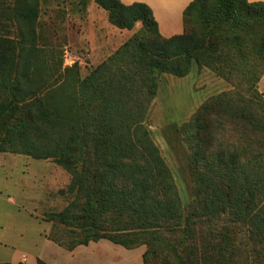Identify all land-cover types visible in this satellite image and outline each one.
<instances>
[{"label": "trees", "instance_id": "16d2710c", "mask_svg": "<svg viewBox=\"0 0 264 264\" xmlns=\"http://www.w3.org/2000/svg\"><path fill=\"white\" fill-rule=\"evenodd\" d=\"M94 2L115 28L131 31L140 23L143 34L82 78L76 66L55 70L54 63H39V0L15 1L25 52L14 68L7 59L13 41L0 36V153L52 158L71 175L60 194L72 201L56 220L79 232V245L109 240L128 249L146 246L144 264L161 256L164 264H264V150L250 144L241 152H210L228 125L242 123L244 135H252L259 121L230 106L226 94L199 108L183 127L192 150V195L184 204L134 114L142 107L135 87L144 75L155 96L156 74L183 78L195 66L216 68L227 42L221 31L264 21V2L193 0L183 12V34L171 38L160 34L144 3ZM238 40L235 35L237 49L244 42ZM8 68L16 70L14 81ZM261 110L264 121V104ZM52 229L48 238L55 244L69 252L78 246L55 240Z\"/></svg>", "mask_w": 264, "mask_h": 264}, {"label": "rangeland", "instance_id": "374dc122", "mask_svg": "<svg viewBox=\"0 0 264 264\" xmlns=\"http://www.w3.org/2000/svg\"><path fill=\"white\" fill-rule=\"evenodd\" d=\"M15 1L0 0V36L13 41L8 47L10 55L7 59L14 68L25 52V44L13 17ZM188 1L149 0L157 15L164 14L162 8L181 7ZM39 4V63L43 66L54 63L55 70H59L60 65L62 68L76 66L81 77L86 78L115 56L125 43L133 38L136 41L142 38L140 23L131 31L119 30L109 23L108 13L94 0H39ZM221 33L227 42L222 50V63L215 65L216 68L195 66L183 78L156 74L155 96L148 92L150 85L146 75L135 87L136 101L142 105L134 112L136 122L149 131L173 174L184 204L192 195L189 160L192 150L183 127L205 102L226 94L230 106L240 113L251 114L260 125L252 135H244L242 123L228 125L226 136L222 135L218 140L215 135L216 144L210 152L217 149L241 152L250 144L251 150L258 147L264 150V121L260 120L264 97L256 84L264 71V21H252L235 29L234 33L225 28ZM235 35L239 43L244 41L239 49L234 44ZM120 64L123 65L122 62ZM8 70L13 71L9 72V80L14 81L16 70ZM70 182L71 175L52 158L0 153V233L18 236L19 225L22 229L24 220L21 216L32 215L44 224H51V235L55 240L59 239L67 246L78 245L73 250L77 262L84 260L85 264H92L96 259L98 264H144L146 246L128 249L109 240L77 244L81 239L79 232L56 220V215L72 201L69 194H60ZM2 240L4 252L12 254L18 249L8 239ZM147 264H164V260L161 256L148 260Z\"/></svg>", "mask_w": 264, "mask_h": 264}, {"label": "crops", "instance_id": "0c3cea01", "mask_svg": "<svg viewBox=\"0 0 264 264\" xmlns=\"http://www.w3.org/2000/svg\"><path fill=\"white\" fill-rule=\"evenodd\" d=\"M126 5L133 3H144L148 5L158 23L160 34L165 38H171L181 35L184 32L183 12L193 0H189L183 6L162 8L163 15H157L154 6L149 0H120ZM251 3L264 2V0H248ZM258 89L264 97V75L258 83ZM23 226L19 225L18 236L0 233V263L9 264H37V261L43 260L47 264H85L84 260L77 262L75 252H69L66 249L52 242L48 235L51 231L50 223H42L36 216L23 215ZM8 239L17 246L12 254L4 252L3 240ZM96 262V263H95ZM92 264H98L95 259Z\"/></svg>", "mask_w": 264, "mask_h": 264}]
</instances>
